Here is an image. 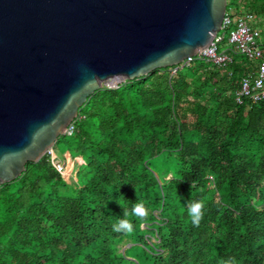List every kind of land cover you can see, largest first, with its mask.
I'll return each mask as SVG.
<instances>
[{
    "label": "trees",
    "instance_id": "1",
    "mask_svg": "<svg viewBox=\"0 0 264 264\" xmlns=\"http://www.w3.org/2000/svg\"><path fill=\"white\" fill-rule=\"evenodd\" d=\"M226 11L263 16L264 0ZM230 29L225 65L196 56L88 96L51 148L83 160L72 191L48 153L0 184V264H264V99H236L255 63L230 51ZM158 156L173 175L153 171ZM200 199L197 227L187 207ZM137 201L147 218L114 231Z\"/></svg>",
    "mask_w": 264,
    "mask_h": 264
},
{
    "label": "water",
    "instance_id": "2",
    "mask_svg": "<svg viewBox=\"0 0 264 264\" xmlns=\"http://www.w3.org/2000/svg\"><path fill=\"white\" fill-rule=\"evenodd\" d=\"M227 0H0V184L38 161L101 86L207 48Z\"/></svg>",
    "mask_w": 264,
    "mask_h": 264
},
{
    "label": "built area",
    "instance_id": "3",
    "mask_svg": "<svg viewBox=\"0 0 264 264\" xmlns=\"http://www.w3.org/2000/svg\"><path fill=\"white\" fill-rule=\"evenodd\" d=\"M228 27H231L228 34V42L231 45L230 51L241 53L255 63V71L248 73L242 79L241 86L236 93V99L239 102L244 97L252 101L264 99V15L257 16L252 12L235 14L233 11H226L220 31ZM219 32L213 42L196 56L205 58L217 65H225L231 61V55L229 50L220 49L224 34L223 32L219 34ZM196 56L188 57L180 64H188ZM72 130L73 125L70 123L65 134H70ZM46 153L50 154L56 170L63 173V162L52 158V149H48Z\"/></svg>",
    "mask_w": 264,
    "mask_h": 264
},
{
    "label": "clouds",
    "instance_id": "4",
    "mask_svg": "<svg viewBox=\"0 0 264 264\" xmlns=\"http://www.w3.org/2000/svg\"><path fill=\"white\" fill-rule=\"evenodd\" d=\"M122 207V205H121ZM206 207V200L200 199L198 201H189L187 207V214L191 223L194 226H199L201 220L204 217V209ZM148 216V209L143 202L137 201L132 205L131 211H124L123 218L118 219L117 223L113 226V230L116 232H123L125 234H131L134 231V225L131 217H137L141 220L146 219ZM225 264H235L234 260L226 261Z\"/></svg>",
    "mask_w": 264,
    "mask_h": 264
},
{
    "label": "rangeland",
    "instance_id": "5",
    "mask_svg": "<svg viewBox=\"0 0 264 264\" xmlns=\"http://www.w3.org/2000/svg\"><path fill=\"white\" fill-rule=\"evenodd\" d=\"M52 158H55L56 160H60L63 162V165H64L63 174L67 176V173H69V175L67 176L69 183L67 181L66 182L68 184L67 185L68 190L72 191L75 185L80 183L82 180L81 171L83 169V166H82L81 159L70 158L68 155L67 147L60 142L54 146ZM159 158L160 156L152 160L154 162L153 167H152L153 171L156 174L161 176L164 173L165 169H169L168 177L173 175L175 172V167H176L173 164V161L169 160V162L163 166L161 163L158 162ZM75 177H76V181L73 180Z\"/></svg>",
    "mask_w": 264,
    "mask_h": 264
},
{
    "label": "crops",
    "instance_id": "6",
    "mask_svg": "<svg viewBox=\"0 0 264 264\" xmlns=\"http://www.w3.org/2000/svg\"><path fill=\"white\" fill-rule=\"evenodd\" d=\"M76 159H81V158H79V157H75ZM81 161H82V163H83V160L81 159ZM62 174V176H63V178L68 182V178H67V176L69 175V173H67V176H65L63 173H61ZM73 180H75L76 181V177L73 179ZM69 183V182H68Z\"/></svg>",
    "mask_w": 264,
    "mask_h": 264
}]
</instances>
